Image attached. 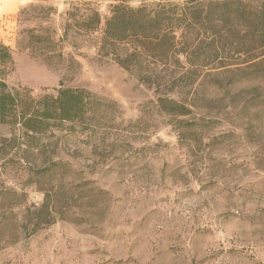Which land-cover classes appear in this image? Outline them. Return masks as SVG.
<instances>
[{
  "label": "rangeland",
  "instance_id": "obj_1",
  "mask_svg": "<svg viewBox=\"0 0 264 264\" xmlns=\"http://www.w3.org/2000/svg\"><path fill=\"white\" fill-rule=\"evenodd\" d=\"M161 2L0 0L8 86L37 99L62 84L102 104L93 124L30 138L0 123V264H264V64L220 52L181 80V56L146 62L143 83L117 62L132 49L101 50L114 6Z\"/></svg>",
  "mask_w": 264,
  "mask_h": 264
},
{
  "label": "trees",
  "instance_id": "obj_2",
  "mask_svg": "<svg viewBox=\"0 0 264 264\" xmlns=\"http://www.w3.org/2000/svg\"><path fill=\"white\" fill-rule=\"evenodd\" d=\"M161 1L156 9L114 6L103 34L102 51L132 49L117 62L129 72L131 66L139 71L143 83L151 79L144 78L143 69L153 71L146 62L166 68L173 63L181 66V56L186 65L181 66L185 70L181 80L195 76L204 62L222 61L220 52L244 55L253 66L264 64V0H209L206 7L198 5L199 1ZM83 23V32L97 30L99 13L94 11ZM12 64L10 48L0 41V123L15 121L30 138L67 122L84 125L99 120L102 104L85 89L61 84L54 93L33 99L27 89L10 88L3 76ZM157 103L170 116L196 119L188 106L173 98L158 97Z\"/></svg>",
  "mask_w": 264,
  "mask_h": 264
},
{
  "label": "crops",
  "instance_id": "obj_3",
  "mask_svg": "<svg viewBox=\"0 0 264 264\" xmlns=\"http://www.w3.org/2000/svg\"><path fill=\"white\" fill-rule=\"evenodd\" d=\"M1 15H3V10L1 9V12H0Z\"/></svg>",
  "mask_w": 264,
  "mask_h": 264
}]
</instances>
